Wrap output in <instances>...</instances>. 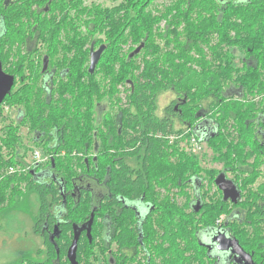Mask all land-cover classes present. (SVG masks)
I'll return each mask as SVG.
<instances>
[{"label": "flooded vegetation", "instance_id": "af4514ba", "mask_svg": "<svg viewBox=\"0 0 264 264\" xmlns=\"http://www.w3.org/2000/svg\"><path fill=\"white\" fill-rule=\"evenodd\" d=\"M93 2L94 0H0V64L2 71L13 78L4 99L10 102L16 97L20 99L18 106L4 104L5 129H16L21 141L24 140V146L27 143L38 146L41 153L50 149L55 156L82 158V164L72 168L56 167L52 159L51 165L42 166V163L30 170L34 171L33 177L37 184L50 188V192L45 197L47 204L43 210L37 205L31 210L30 230H23L22 236L13 235L15 239L11 242L15 240L18 244L8 243L12 248L15 247L13 251L16 262L264 264V94L260 97L261 110L256 111V116L245 119L246 128L252 130L261 149L255 154L250 152V147H246L242 186L234 181V173L220 169L221 164L206 168L220 169L211 183L207 182L202 172L199 176L192 175L188 180L182 174L178 182H172L168 171L154 174L159 167H146L142 163L144 158L138 156L145 150L135 144V149H139L138 154L126 160L131 169L127 176H131L132 186L124 189L118 183V188L113 191L109 186L111 167L102 158L115 156L123 145L117 142L113 131L116 130L118 138L123 134L120 116L122 102L111 98L91 101L87 93L83 102L78 104V107H83L85 116L80 119V127H77L80 132L77 139L80 142L76 148H71L70 138L65 133L70 128L67 125L68 118H64V122L55 120L52 128L46 131L38 126L31 127L27 108L37 106L39 101L51 104L52 107L65 106L59 102L61 93L66 94L68 105H72L73 78L81 76L86 85L85 92H90L91 83L96 80V67L93 72L89 70L90 54L92 49H98L103 42L96 43L94 39L102 33L93 28L90 20ZM94 3L99 7L118 5L113 1L111 6H103L99 1ZM165 21L162 22L164 27ZM231 23L234 25V19ZM182 26L183 24L179 25L177 31ZM166 30L171 33L173 29L168 30L166 26ZM236 33L240 35L234 29L229 31L232 38ZM167 39L170 40L168 43L164 37L154 38L148 51L155 46L160 50H169L184 62L185 70L190 72H208V69L200 67L198 61L201 49L206 54V59L211 57L209 45L214 46L215 50L221 47L229 51L231 72H244L253 61L249 45H216L215 30L210 32L209 45L196 41L193 37L179 36L181 45L173 43L172 35ZM139 46L141 48L135 53L138 61L142 60L139 52L143 43L133 48L135 50ZM75 60L83 61L80 72H74L72 68ZM116 87L118 96V85ZM222 94L228 98L240 97L242 90L229 85L223 89ZM185 98L177 93L166 92L161 100L163 104L159 102L158 112L161 117L168 114L164 111L166 106L172 104L173 109L178 110L185 103ZM210 99L213 100V97ZM213 110L208 101H200L193 117L174 118L175 124L181 125L184 131L188 130V135L191 136L187 138L182 133H168L164 136V142H167H163L165 152H169L167 146L172 144L178 145L184 152L204 154L200 149L204 146L207 148V138L214 132L219 135V113H213ZM108 144L111 146L106 148ZM131 149L130 147L129 150ZM167 156L168 160L175 158L173 155ZM119 159L121 156H118V170ZM220 174L237 185L239 195L236 201L230 197L223 199V191L215 183ZM30 198L36 204L35 195L32 194ZM218 200L222 202V212L216 214L209 211L210 208H215ZM190 217L193 218L192 225L197 227L191 245L185 235L186 229L190 228L187 224V218ZM238 229L242 231V234L239 233L241 238L235 233ZM2 234L5 235L2 241L8 242L9 236L3 231ZM227 238L237 239L242 255ZM218 241L222 242V248L227 249L219 250ZM71 248L75 253L73 261ZM196 257L198 259L194 260Z\"/></svg>", "mask_w": 264, "mask_h": 264}, {"label": "trees", "instance_id": "16d2710c", "mask_svg": "<svg viewBox=\"0 0 264 264\" xmlns=\"http://www.w3.org/2000/svg\"><path fill=\"white\" fill-rule=\"evenodd\" d=\"M155 1L121 0L114 7H99L94 2L92 3L90 20L93 28L102 33L100 37L96 35L97 38L94 39L96 43L101 41L106 46L101 57L102 60L99 61L103 66L104 73L98 80L91 83L90 92H85L86 85L83 86L81 76L75 74L76 77L73 78V81L78 85L80 91L75 94L74 90V94H71L74 101L72 105H68L67 100L69 99L66 94L61 93L59 102L65 106L52 107L51 104L39 101L37 106L27 108L31 127L38 126L39 129L46 131L52 128L55 120L61 122L64 118H68L67 125L70 128L65 133L70 138L71 148H76L80 142L77 139V134L80 136L77 127H80V119L85 116L83 107H78V104L83 102L87 93H89L91 101L111 98L122 102L120 116L121 133L123 134L121 138H118L116 130L113 131L117 142L123 145L115 156L102 158L104 163L111 167L109 174L111 184L109 186L113 191L118 188V183L124 189H129L132 186L131 176H127L131 169L126 160L138 154L139 149H135V144H139V147L145 150L138 156L144 158L142 163L146 167L149 165L159 167L155 169L154 174L165 173L164 170L168 171L172 182H178L182 174H185V178L188 180L192 175L199 176L202 172L207 182L211 183L218 170L222 169L234 173V181L241 183L242 186L243 179L241 178L246 147H250V152L255 154H258L261 149L259 141L253 137L252 130L246 128L245 119L256 116V111L261 110L260 97L262 98L264 94V0H244V2L161 0L159 3ZM149 5L150 8H148ZM232 19L235 21L234 25L231 23ZM163 21L166 22L168 30L173 29L171 33H168L166 26H162ZM237 21L240 23L238 24ZM181 24H183L181 30L177 31ZM233 28L236 32H240V35L236 33L234 38L229 35V31ZM212 30L216 32V45L218 46H232L233 43L250 46L253 61L249 67L244 69V72H231L229 51L223 50L221 47L219 50H215L214 46L209 45V35ZM169 35H172V41L177 45L182 44V41L178 39L179 36L193 37L196 41L209 45L212 51L211 57L206 59V54L201 49L199 52L201 58L198 61L200 67L203 70L208 69V72L185 70L184 62L178 60L169 50H160L155 46L148 51L154 38L164 37L165 42L168 43ZM91 38H93V32H91ZM141 43H143V47L139 55L142 60L136 63L138 55L133 54L130 57V54L134 51L133 48ZM154 54L156 56L153 57ZM72 68L74 72H80L83 69V61L75 60L72 63ZM96 72L100 71L96 69ZM116 85L122 87V90H118V93L123 92L122 97L119 94L116 96ZM229 85L240 87L242 95L240 97H224L223 89ZM72 88L74 89V82ZM169 91L185 96V103L179 106L178 110L173 109L172 104L166 106L164 111L168 114L161 117L158 112L159 102L163 95ZM62 95L65 98L62 99ZM211 97L213 100L210 99ZM200 101H208L214 109L213 113L215 111L219 113L217 115L219 135L214 132L211 137L207 138L206 143L207 148L210 149V161L221 164L220 169L207 170L203 168L205 154L184 152L179 149L178 145L172 144L167 146L169 152L166 153L165 146H163L167 142V140L164 142V136L168 133H182L187 138L191 136L188 135V130L184 131L181 125L175 124L174 118L193 117L199 108ZM4 104L18 106L20 99L16 97L12 102L4 99L0 104V117L4 114ZM172 117L173 120H171ZM6 126L5 124L4 127ZM2 141L3 145L12 149L18 144L21 145V139L17 135L16 129L13 128L11 131L4 128ZM110 146L108 144L106 148ZM130 147L131 150H129ZM44 153L48 156L46 157L47 162L44 161L42 166L51 165L52 159L56 167L68 166L72 168L82 164L81 157L55 156L50 149ZM41 154L43 155V153ZM167 155H173L175 158L168 160ZM118 156H121L119 170L117 168ZM24 161L15 157L13 150H6L0 154V210H4L1 208L3 206L1 204L7 201H9V205L14 202L13 207L17 204V199L13 195L15 192H20V188L14 186L12 189V186L20 183L23 187V182L27 186L26 193L29 194L25 198L27 208L31 211L35 205L40 210L46 207L45 197L50 192V188L46 189L44 185H38L30 170L21 174L2 175L3 170L8 166L16 163L25 164ZM13 179H16L15 183L12 182ZM139 189H141L140 182ZM32 194L35 195L36 204L30 198ZM221 203L218 200L215 208L212 207L209 211L216 214L221 213ZM192 223L193 218H187L190 228L186 229L185 235L189 245L194 240V232L197 228ZM241 232L238 229L235 233L241 238ZM239 233L241 234L239 235ZM197 259L198 257L194 260Z\"/></svg>", "mask_w": 264, "mask_h": 264}, {"label": "rangeland", "instance_id": "374dc122", "mask_svg": "<svg viewBox=\"0 0 264 264\" xmlns=\"http://www.w3.org/2000/svg\"><path fill=\"white\" fill-rule=\"evenodd\" d=\"M98 1L103 6H111L113 3L117 4L121 0H117L116 2H114V0H94V2H98ZM112 1H113V3H112ZM155 2L159 3V2H161V0H156ZM150 7L151 6L149 5L148 8H150ZM136 63H139V61L136 60ZM96 69H98L100 71V72H96L95 76H94V78L96 80H98L101 77V75H103L104 69H103V66L100 65V63L97 64ZM82 82H83V79H82ZM82 85L84 86V83H82ZM118 88H119V90H122V87L120 85H118ZM74 90H75V94L80 91V89H79L78 85L75 83V81H74ZM119 95H120V97H122L123 92L120 91ZM161 103L163 104V102H161ZM2 116L5 119L4 114L1 115V117H0V146H1L0 154L6 150H13V153H15V157L21 158L22 160H25V161H29L30 159H32L33 152L35 150L40 152L41 149L37 148L36 146L31 145L30 143H27L28 145L24 146L23 145L24 140H22L20 142L21 143L20 146L18 144V146L13 147L14 149H12L11 147H6L5 145H3L2 137H4V128H5L4 126H5L6 122L4 121ZM17 135H19V133H17ZM21 137H22V139H24L22 135H21ZM200 152L201 153L204 152V154H205V159H204V164H203L204 167L203 168L208 169L209 166L218 167V164L212 163L209 159V155H210V149L209 148H206V146H204V148H202V150L200 149ZM42 153H43V157H44V161H45V159L48 155L44 152H42ZM20 164L21 163H16L15 165H20ZM15 181H16V179L12 180L13 183H15ZM14 186H17L20 188V192H15V195H13V197L15 196V198L17 199V201H16L17 204H15L14 207H13L14 202L10 203V205L8 203L9 201L1 204L3 206L5 205V206L1 207L4 210H0V264H20L19 262H16L17 259L15 258V254L13 251V249L15 247L12 248V246L8 245V243L18 244L15 240H14V242H11L13 239H15L13 237V235L16 234V236H18V235L22 236V234L24 232L23 230L29 231L31 228V225H32L31 218H32L33 212H31L30 209L27 208V200L25 199L29 195L28 193H26L27 186L24 185V182H23V187H21L20 183L14 184L12 186V189ZM12 189H10V190L12 191ZM25 193H26V195H25ZM23 196H24V198H23ZM2 231L7 235V237L9 236L7 238V239H9L8 242L2 241V238H5V235L2 234Z\"/></svg>", "mask_w": 264, "mask_h": 264}, {"label": "water", "instance_id": "95a60500", "mask_svg": "<svg viewBox=\"0 0 264 264\" xmlns=\"http://www.w3.org/2000/svg\"><path fill=\"white\" fill-rule=\"evenodd\" d=\"M140 48L141 47L139 46L133 52H131L130 57L133 56V54L137 53ZM104 49H105L104 44L100 45L99 48L96 50L92 49L91 54H90V67H89L90 72L94 71L96 64L98 63L100 56L103 53ZM12 81H13L12 76L5 74L2 71L1 64H0V104L2 103L4 97L8 94L10 87L12 85ZM33 173H34V171H31V174H33ZM215 183L223 191V195H224L223 199L224 200H226L228 197H230L234 201H236V198L239 195V191H238V189H237L238 187L235 183H233L231 180L226 179L225 176L222 174L217 176V178L215 179ZM90 220H91V217H90ZM227 239L231 240L233 245L236 247V250L242 255V251H241V248L239 247L237 239H235V238H227ZM220 243H221V245H220ZM217 244H218L219 250L227 249V247L222 248V242L221 241H218ZM71 250H72L71 260L73 261L75 253H73V248H71Z\"/></svg>", "mask_w": 264, "mask_h": 264}, {"label": "built area", "instance_id": "2783aa9c", "mask_svg": "<svg viewBox=\"0 0 264 264\" xmlns=\"http://www.w3.org/2000/svg\"><path fill=\"white\" fill-rule=\"evenodd\" d=\"M34 151V150H33ZM44 162V157L41 152L35 150L32 155V159L25 161V164L20 165H10L5 168L2 172V175H11V174H21L25 173L36 166H41Z\"/></svg>", "mask_w": 264, "mask_h": 264}, {"label": "bare ground", "instance_id": "6f19581e", "mask_svg": "<svg viewBox=\"0 0 264 264\" xmlns=\"http://www.w3.org/2000/svg\"><path fill=\"white\" fill-rule=\"evenodd\" d=\"M198 8V7H197ZM207 11V10H206ZM197 15V14H196ZM198 16V15H197ZM234 29V28H233ZM222 34V33H221ZM174 43V42H173ZM228 45V44H227Z\"/></svg>", "mask_w": 264, "mask_h": 264}]
</instances>
